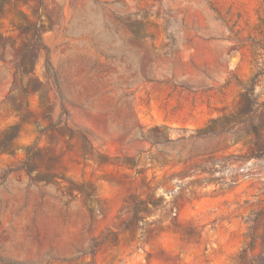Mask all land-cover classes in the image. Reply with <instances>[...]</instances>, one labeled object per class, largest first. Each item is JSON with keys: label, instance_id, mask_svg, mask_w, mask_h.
<instances>
[{"label": "rangeland", "instance_id": "obj_1", "mask_svg": "<svg viewBox=\"0 0 264 264\" xmlns=\"http://www.w3.org/2000/svg\"><path fill=\"white\" fill-rule=\"evenodd\" d=\"M0 264H264V0H0Z\"/></svg>", "mask_w": 264, "mask_h": 264}, {"label": "trees", "instance_id": "obj_2", "mask_svg": "<svg viewBox=\"0 0 264 264\" xmlns=\"http://www.w3.org/2000/svg\"><path fill=\"white\" fill-rule=\"evenodd\" d=\"M34 39H35L36 44H37V46H38V48H39L40 50L45 49V51H46V53H47L46 62H47L48 65H50V62H49V52H48L46 46H45V45L43 44V42H42V39H41V36H40L39 30H38L37 27H35V36H34Z\"/></svg>", "mask_w": 264, "mask_h": 264}]
</instances>
